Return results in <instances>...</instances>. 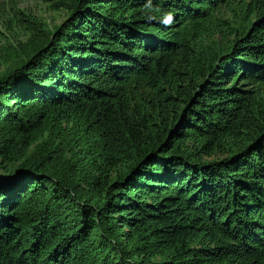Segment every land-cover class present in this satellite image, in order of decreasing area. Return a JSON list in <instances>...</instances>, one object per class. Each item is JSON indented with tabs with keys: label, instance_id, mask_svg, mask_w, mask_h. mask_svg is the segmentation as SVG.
I'll use <instances>...</instances> for the list:
<instances>
[{
	"label": "trees",
	"instance_id": "1",
	"mask_svg": "<svg viewBox=\"0 0 264 264\" xmlns=\"http://www.w3.org/2000/svg\"><path fill=\"white\" fill-rule=\"evenodd\" d=\"M58 1L0 76V264H264V0Z\"/></svg>",
	"mask_w": 264,
	"mask_h": 264
},
{
	"label": "rangeland",
	"instance_id": "2",
	"mask_svg": "<svg viewBox=\"0 0 264 264\" xmlns=\"http://www.w3.org/2000/svg\"><path fill=\"white\" fill-rule=\"evenodd\" d=\"M226 1V16L239 20L241 6L251 0ZM67 16V9L58 0H0V76L13 64L16 50L29 39L34 20L55 29Z\"/></svg>",
	"mask_w": 264,
	"mask_h": 264
}]
</instances>
